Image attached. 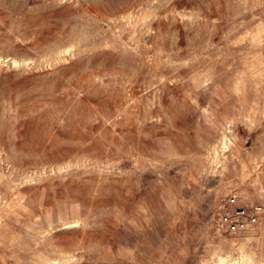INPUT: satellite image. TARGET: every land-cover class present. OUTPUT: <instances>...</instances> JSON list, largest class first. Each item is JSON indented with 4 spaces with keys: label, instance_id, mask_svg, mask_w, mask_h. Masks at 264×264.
<instances>
[{
    "label": "rangeland",
    "instance_id": "1",
    "mask_svg": "<svg viewBox=\"0 0 264 264\" xmlns=\"http://www.w3.org/2000/svg\"><path fill=\"white\" fill-rule=\"evenodd\" d=\"M0 264H264V0H0Z\"/></svg>",
    "mask_w": 264,
    "mask_h": 264
},
{
    "label": "built area",
    "instance_id": "2",
    "mask_svg": "<svg viewBox=\"0 0 264 264\" xmlns=\"http://www.w3.org/2000/svg\"><path fill=\"white\" fill-rule=\"evenodd\" d=\"M258 223V208L251 214H237L236 216H227L221 218L218 222V228L227 233L236 234L255 226Z\"/></svg>",
    "mask_w": 264,
    "mask_h": 264
}]
</instances>
